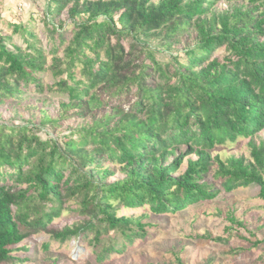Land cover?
Returning <instances> with one entry per match:
<instances>
[{
  "label": "trees",
  "instance_id": "obj_1",
  "mask_svg": "<svg viewBox=\"0 0 264 264\" xmlns=\"http://www.w3.org/2000/svg\"><path fill=\"white\" fill-rule=\"evenodd\" d=\"M217 1L49 0L52 18L66 10L71 22L66 30L57 20L49 31V67L38 43L24 40L25 49L10 51L0 38V106L33 91L66 97L57 119L44 116L49 125L68 112L102 113L62 139L0 124V264L18 261L12 253L26 250L14 247L40 233L60 245L91 236L100 261L118 251L99 246L110 232L130 244L145 238L146 225L117 216L121 208L174 215L251 185L264 202V141H253L264 130V0H224L246 1L247 8L208 17ZM155 34L163 46L193 35L185 62H156L137 42ZM46 73L50 86L41 80ZM238 139H249V161L211 157L216 146ZM182 146L196 160L174 176ZM106 163L123 178L108 182L113 173ZM65 202L74 203L72 213L84 222L48 231Z\"/></svg>",
  "mask_w": 264,
  "mask_h": 264
},
{
  "label": "rangeland",
  "instance_id": "obj_2",
  "mask_svg": "<svg viewBox=\"0 0 264 264\" xmlns=\"http://www.w3.org/2000/svg\"><path fill=\"white\" fill-rule=\"evenodd\" d=\"M158 1L151 0L152 3ZM48 3L49 0H0V38H5L3 42L7 50L11 51L13 46L25 49L24 40L28 43H38L43 48L47 67L50 65V56H47L44 47L50 41L49 31L52 25L57 26L58 20L66 30L71 28L66 10L57 19H53L47 11ZM239 6H242L243 10L246 9V1L219 0L209 8L207 16L230 13ZM77 18L82 19L80 16ZM29 33L33 37H30ZM192 39L193 35L189 34L163 46L162 37L155 34L146 40L139 37L137 42L160 64L171 62L172 59L184 63V50ZM224 52V48H221L216 52V56L221 57ZM41 78L44 86L52 85L53 79L49 73L41 75ZM61 102L66 103V97L56 93L39 96L29 91L18 102L0 106V124L8 127L25 126L30 133L47 134L51 139H62L89 124L93 116L98 119L101 116L98 114H102L92 111L90 114L74 117L68 112L56 125H49L44 116L52 120L57 119ZM127 102L123 101L125 107L128 106ZM76 138L73 135V139ZM253 141L256 144L264 141V130L254 137ZM248 142L249 139H238L235 143L226 142L216 146L210 155L218 156L221 160L243 157L249 161ZM186 152L183 146L176 149L175 155L180 157L182 163L174 176L186 170L188 160H196L194 155H187ZM172 158L169 157L168 160ZM105 166L113 173L108 182L123 178L118 166L110 163ZM211 176L212 173L206 177V181L210 182ZM257 194L258 188L255 185L238 188L230 193L221 191L214 199L189 205L184 211L174 215L153 216L148 207L134 210L121 208L117 216L142 220L146 225L145 238L135 239L130 244L126 243L117 231L110 232L102 237L99 246L112 245L118 251L109 253L100 261L96 260L99 248H93L88 243L91 236L86 242L72 240L60 245L51 241L47 233H40L30 236L14 247H23L26 250L12 253L18 261L4 264H264V202L257 198ZM74 208L73 202H65L60 218L49 225L48 231L83 223V218L72 213ZM229 218L241 226L232 225ZM135 230L133 228V231ZM217 238L221 241H216ZM46 244L49 246L45 251L43 246ZM176 260H179V263Z\"/></svg>",
  "mask_w": 264,
  "mask_h": 264
},
{
  "label": "crops",
  "instance_id": "obj_3",
  "mask_svg": "<svg viewBox=\"0 0 264 264\" xmlns=\"http://www.w3.org/2000/svg\"><path fill=\"white\" fill-rule=\"evenodd\" d=\"M25 4V3H24Z\"/></svg>",
  "mask_w": 264,
  "mask_h": 264
}]
</instances>
